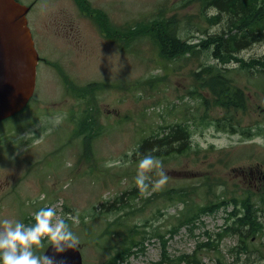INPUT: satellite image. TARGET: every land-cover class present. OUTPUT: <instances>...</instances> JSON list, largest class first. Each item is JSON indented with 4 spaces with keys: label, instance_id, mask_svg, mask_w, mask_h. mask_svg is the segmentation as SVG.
Returning <instances> with one entry per match:
<instances>
[{
    "label": "rangeland",
    "instance_id": "rangeland-1",
    "mask_svg": "<svg viewBox=\"0 0 264 264\" xmlns=\"http://www.w3.org/2000/svg\"><path fill=\"white\" fill-rule=\"evenodd\" d=\"M91 2L105 9L113 28L121 31L138 21L153 19L162 9L167 18L177 15L180 34L188 40L199 41L222 29L221 21H207L199 6L187 0ZM216 12L213 7L204 10L208 16ZM27 18L39 54L51 61L40 60L35 91L26 108L0 120V178L11 182L7 188L10 193L0 203V219H16L28 225V216L54 207L57 218L72 217L69 224L80 239L83 264H102L121 247L124 235L136 224L147 222L166 232L179 212L187 216L191 205L215 201L221 195L242 194L250 186L264 187V147L248 143L251 138L239 133L218 130L215 123L207 125L200 97L193 93V72L200 64L215 62L212 55L200 51L187 59L168 62L160 58L158 62V51L151 49L153 44L147 38L141 36L124 47L100 31L97 18L93 22L77 4L67 0H39ZM240 55L263 58L264 41L252 44ZM53 61L64 72L50 65ZM66 73L75 89L105 88L85 95L68 92L69 80L65 75V82L62 75ZM233 74L249 98L244 122L263 120L264 73L252 68L241 73L235 69ZM152 77L156 79L149 82ZM91 97L98 101L96 114L104 126L101 135L94 132L96 128L85 115L79 116L90 105ZM208 114L218 118L224 112L220 107H210ZM56 117L61 123L54 126ZM36 124L38 129L33 128ZM161 126L166 130L168 126H186L192 145V138H196L195 150L192 146L186 154L156 157L163 163L167 183L142 191L135 183L139 160L152 151L136 149ZM29 130L35 135L19 138ZM223 137L229 138L230 146L217 150L214 142ZM117 160L121 161L119 166H104ZM148 175L153 182L160 178L158 170ZM180 186L188 188L185 200L168 195L146 200L154 191ZM233 208L231 204L203 215V223L193 229L186 224L174 235L167 233L169 256L197 253L200 261L196 264H264V204L258 212L261 227L257 235H246L247 225L241 231L249 250L238 246L240 234L234 231L218 240V232L234 223L235 217H227ZM115 219L123 221L125 227L101 237ZM141 230L134 236L140 238ZM207 230L215 242L201 249L209 240ZM48 243L45 239L43 247L34 245L33 250L43 255ZM144 244V252L132 253L123 264H162L161 240L153 235Z\"/></svg>",
    "mask_w": 264,
    "mask_h": 264
},
{
    "label": "trees",
    "instance_id": "trees-1",
    "mask_svg": "<svg viewBox=\"0 0 264 264\" xmlns=\"http://www.w3.org/2000/svg\"><path fill=\"white\" fill-rule=\"evenodd\" d=\"M190 3H198L200 11L204 14L205 19L210 22H219L221 15H232L234 18L240 20L242 23H250L253 33L259 37L264 38V0H187ZM79 6L87 13L96 16L98 22L104 30L118 39L119 32L114 29L112 23L108 21L107 15L104 11L98 8H92L88 5L87 1H78ZM207 7H214L218 13L212 16H208L204 13ZM179 20L177 15L174 14L171 17H165V9L159 10L155 17L149 21H138L134 25H130L126 28L125 38L127 42L136 40L143 36L149 38L153 44L157 45L160 50V55L168 58V60H174L177 58H186L190 56H198L200 51L204 52V55H212L216 61L200 64L198 70L193 72L195 87L193 93H196L200 97L201 105L205 109V118L207 125H213L215 123L218 130L226 131L229 133H239L245 138H252L256 135L264 134V119L260 120L255 118L253 122L245 123V117L247 116V102L248 98L244 89L237 85L234 76H231L230 71L236 69L237 72L251 71L252 68H257L261 73H264V57L263 58H250L234 60L219 52L220 46H223L226 42L232 47L239 45V41L230 42L223 33L216 32L207 34L199 41L189 42L184 40L185 44H182L178 39L182 36L178 33ZM122 33V32H121ZM233 37V35L231 36ZM183 39V38H182ZM238 63L234 67H229L226 64L231 62ZM105 86L99 88L89 87V89H75L72 84H69V90H75L76 93L85 95L88 91H95L96 89H103ZM94 93V92H93ZM92 102L96 103V97H91ZM210 107H222L224 114L221 117L215 118L212 114H208ZM242 113V114H240ZM94 131L97 135L99 133L97 129V118L93 119ZM166 130L164 126H161V130L158 132L152 131L151 134L144 138L139 146L143 152L152 151V155L156 157L164 158L171 155L186 154L191 148L192 143L190 141V133L186 129V126H179L177 128H171ZM256 131L253 132L252 129ZM93 131V130H90ZM155 149V151H153ZM189 194L188 188L184 186L171 187L160 191H155L151 197L147 200H152L155 197L161 195H168L170 198L186 199ZM233 204L234 208L228 212L227 217H235L234 223L227 225L220 232H218V240L222 239L230 231H234L240 234V242L238 246H242L244 250H249L248 245L244 244L241 231L243 225L246 227V235L252 233V236L257 235L261 227L259 220V210L264 204V187L255 189L249 187L245 193L233 194L231 196L221 195L215 201H209L202 205H191L187 210V216H182L179 212L176 215V221L172 224V227L162 232L156 229L151 224L143 223L136 224L130 228L129 232L124 235V242L121 247L115 250L102 264H123L128 257L135 252L134 247H138L139 251L144 252L146 246L144 244L145 239L149 236L156 235L162 243L163 258L160 263L162 264H181L182 262H188L196 264L199 257L197 253H183L177 257H170L167 253V233L174 235L182 226L186 224L193 229L198 227L201 221V217L206 214H212L221 208L227 209L229 205ZM143 207V206H142ZM141 207V208H142ZM184 207V206H183ZM138 209V208H137ZM67 220V219H66ZM115 224L117 228L106 227L103 233H117L121 231L119 228L123 224L118 219L110 222ZM143 229L141 230V228ZM141 230L142 235L140 238L134 236L135 232ZM73 231V230H72ZM209 238L207 242L201 244L203 246H213L214 239L212 233L206 231ZM251 236V237H252Z\"/></svg>",
    "mask_w": 264,
    "mask_h": 264
},
{
    "label": "clouds",
    "instance_id": "clouds-1",
    "mask_svg": "<svg viewBox=\"0 0 264 264\" xmlns=\"http://www.w3.org/2000/svg\"><path fill=\"white\" fill-rule=\"evenodd\" d=\"M53 125L61 123L60 117L52 120ZM264 127V125H262ZM38 129V124L33 126ZM256 131L255 128L252 129ZM29 134L35 135L34 131L29 130L20 139L26 138ZM193 149L195 150V140L192 138ZM248 143H254L264 147V137L253 136ZM203 146V145H201ZM214 146L217 150L230 146L229 138L223 137L215 141ZM155 151V149L153 150ZM129 157L132 152L127 154ZM121 161H107L104 166L111 168L119 166ZM138 171L135 183L142 191L148 190L152 186L162 187L167 183L168 176L163 169L162 161L158 160L151 153L144 155L139 160ZM158 170L159 179L151 181L148 173ZM34 224L21 222L20 220L3 218L0 219V264H65L64 260H57L55 255H38L33 250L34 245L44 246L47 239L52 246L54 253H63L68 249H77L80 246L79 237L72 231L70 224L64 218H57V211L54 207H44L34 214ZM72 219V217H68Z\"/></svg>",
    "mask_w": 264,
    "mask_h": 264
},
{
    "label": "water",
    "instance_id": "water-1",
    "mask_svg": "<svg viewBox=\"0 0 264 264\" xmlns=\"http://www.w3.org/2000/svg\"><path fill=\"white\" fill-rule=\"evenodd\" d=\"M29 6L17 0H0V120L20 111L34 93L39 54L28 25ZM55 255L65 264H82L80 248Z\"/></svg>",
    "mask_w": 264,
    "mask_h": 264
},
{
    "label": "bare ground",
    "instance_id": "bare-ground-1",
    "mask_svg": "<svg viewBox=\"0 0 264 264\" xmlns=\"http://www.w3.org/2000/svg\"><path fill=\"white\" fill-rule=\"evenodd\" d=\"M17 1H19V0H17ZM87 1V3H88V5L90 6V7H92V8H98V7H96L91 1L92 0H86ZM20 3H23V2H21V1H19ZM190 3V2H189ZM192 4H197L198 5V3H192ZM78 7H79V9L80 10H82L85 14H87L88 16H90L91 18H92V20H93V22L95 21V19H96V16H93V15H91V14H89V13H87L85 10H83L79 5H78ZM200 8V7H199ZM214 8V7H213ZM98 9H101L102 11H104L105 13H106V15H107V18H108V21L110 22V16H109V14L107 13V11L105 10V9H103V8H98ZM217 10V9H216ZM29 11H30V9H29ZM28 11V12H29ZM28 12H27V15H28ZM218 13V11L216 12V14ZM26 15V16H27ZM169 18V17H168ZM178 18V17H177ZM222 18H224L223 20H222ZM27 20H28V18H27ZM178 20H179V24H178V33L180 34V29H179V25H180V23H181V20L178 18ZM221 21V22H220ZM219 22L220 23H222V29H221V33H223L224 35H225V37L230 41V42H235V41H239L240 40V43H239V45L238 46H236V47H232L231 45H229V43H225L223 46H220V49H219V52H220V54L221 55H224V56H226V57H229V58H231V59H234V60H239V59H243V58H245V57H243V56H241L240 55V52L241 51H243L244 49H246V48H248V47H250L252 44H254V43H257V42H262V41H264V38L263 37H259V36H257L256 34H254L253 33V30H252V28H251V24L250 23H242V22H240V20H238V19H236V18H234L232 15H225V13H223L222 15H221V20H220ZM56 22H58V21H56ZM28 23H29V21H28ZM218 23V22H217ZM96 26L97 27H100L101 25H100V23L98 22V25L96 24ZM102 27V26H101ZM31 29V28H30ZM115 29V28H114ZM116 30H118V29H116ZM101 32H103V33H105V34H107V36L109 37V38H111V39H114V37H111L110 35H108V33L106 32V30H104L103 28L100 30ZM125 31L126 30H123V31H121V30H118V32H119V37H117L118 39H115L117 42H119V44H121V43H124V47H127V44H129L130 42H127L126 41V38H125ZM31 32H32V30H31ZM122 32V33H121ZM181 35V34H180ZM233 35V37H231ZM32 37H33V33H32ZM140 38V37H139ZM143 38H145L146 39V37H143ZM183 38V37H182ZM179 38L178 40L182 43V44H185V41L184 40H186L187 38ZM33 40H34V37H33ZM147 40L148 41H150L151 43H152V41L149 39V38H147ZM188 40V39H187ZM189 42H192V40H188ZM34 44H35V40H34ZM153 44V43H152ZM35 48H36V45H35ZM151 49L152 50H157L158 51V56H159V61L158 62H160V58L162 59V60H166V61H168V62H172V61H175V60H181V59H187V58H189V57H186V58H182V57H180V58H177V59H174V60H168V58H166V57H163L162 55H160V50L158 49V47H157V45H155V44H153V45H151ZM36 50H37V48H36ZM37 52H38V50H37ZM38 54H39V52H38ZM191 57V56H190ZM44 59V61H46V59H45V57H42L40 54H39V61H38V64H37V71H38V65H39V62H41L42 60ZM41 60V61H40ZM48 60V59H47ZM48 61H51V60H48ZM231 63H234V61L233 62H231ZM231 63H229V64H226V65H228L229 67H231L230 66V64ZM50 65H52L53 67H55V68H57V69H59L61 72H64V70L62 69V67H61V65H59V64H57L56 62H51L50 63ZM233 72H234V68H233V70L232 71H230V74H231V76H234V74H233ZM63 75V77H64V81L66 82V78H65V75L67 76V78H68V80H69V84H72V82H71V77L69 76V74L68 73H66V74H62ZM234 78H235V82H236V77L234 76ZM154 79H156L155 77H152L150 80H149V82H152V81H154ZM36 81H37V72H36ZM67 85V84H66ZM107 86H113L111 83H108L107 84ZM35 87H36V83H35ZM243 88V87H242ZM244 89V88H243ZM34 91H35V89H34ZM71 90H69L68 92H70ZM34 94V93H33ZM33 96V95H32ZM32 96H31V98H32ZM246 96H247V98H248V94H246ZM31 98L29 99V101L31 100ZM249 99V98H248ZM29 101H28V103H29ZM90 102V105H88L87 107H85V108H83V110H82V112H81V114H96L97 113V111L99 110L98 108H99V106H98V104H96V103H94V102H92V101H89ZM28 103L21 109V110H23V109H25L26 108V106L28 105ZM247 105H248V102H247ZM221 109H222V111L224 112V110H223V108L222 107H220ZM20 110V111H21ZM20 111H18L17 113H15V114H18Z\"/></svg>",
    "mask_w": 264,
    "mask_h": 264
},
{
    "label": "flooded vegetation",
    "instance_id": "flooded-vegetation-1",
    "mask_svg": "<svg viewBox=\"0 0 264 264\" xmlns=\"http://www.w3.org/2000/svg\"><path fill=\"white\" fill-rule=\"evenodd\" d=\"M23 3H26L28 5H33L37 2V0H30V1H26V0H19ZM69 2H71L72 4H77L78 5V1L79 0H67ZM82 1H86V0H82ZM11 184L10 180L7 178V179H4V178H0V203L2 202V199L4 197V195L6 193H9L10 192V189L7 190V188L9 187V185ZM7 190V191H6Z\"/></svg>",
    "mask_w": 264,
    "mask_h": 264
}]
</instances>
